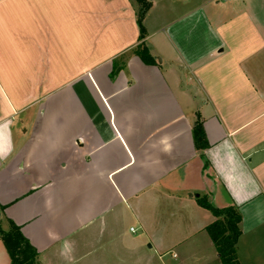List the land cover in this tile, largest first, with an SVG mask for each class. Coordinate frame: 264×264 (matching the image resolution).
Here are the masks:
<instances>
[{"label":"crops","instance_id":"obj_1","mask_svg":"<svg viewBox=\"0 0 264 264\" xmlns=\"http://www.w3.org/2000/svg\"><path fill=\"white\" fill-rule=\"evenodd\" d=\"M134 1L0 0L3 223L42 264H224L205 198L264 264V0H149L154 64Z\"/></svg>","mask_w":264,"mask_h":264},{"label":"trees","instance_id":"obj_2","mask_svg":"<svg viewBox=\"0 0 264 264\" xmlns=\"http://www.w3.org/2000/svg\"><path fill=\"white\" fill-rule=\"evenodd\" d=\"M137 11V21L140 26V40L142 41L135 53L147 64H154L155 59L151 55L148 46L145 43L146 28L144 19L151 7L149 0H135ZM194 142L198 150H205L209 147L207 135L203 126V121L199 116L194 128ZM201 205L210 209L216 219L207 226L213 243L220 253V260L224 264H242L236 259V245L242 233L240 228L241 214L237 206H228L224 208L215 207L205 198L200 201ZM0 208V240L3 241L10 257L11 264H42L39 260L37 249L24 236L21 228L13 221L9 222V227H3L2 211Z\"/></svg>","mask_w":264,"mask_h":264},{"label":"rangeland","instance_id":"obj_3","mask_svg":"<svg viewBox=\"0 0 264 264\" xmlns=\"http://www.w3.org/2000/svg\"><path fill=\"white\" fill-rule=\"evenodd\" d=\"M126 223V225H127V228L130 226V225H134V226H136V223L134 222V220H128V221H126L125 222ZM3 227L5 228V229H7L8 228V225L7 224H5V223H3ZM183 228V227H182ZM137 236V238H140V237H142V238H144L145 236H143L142 235V233L141 232H138V234L136 235ZM3 242V241H2ZM169 258V257H168Z\"/></svg>","mask_w":264,"mask_h":264},{"label":"built area","instance_id":"obj_4","mask_svg":"<svg viewBox=\"0 0 264 264\" xmlns=\"http://www.w3.org/2000/svg\"><path fill=\"white\" fill-rule=\"evenodd\" d=\"M131 230L135 232L136 231V228L132 227ZM174 256H177V255L174 254Z\"/></svg>","mask_w":264,"mask_h":264}]
</instances>
